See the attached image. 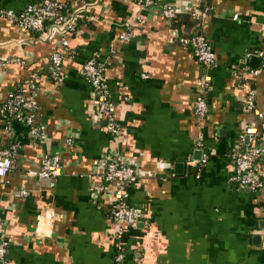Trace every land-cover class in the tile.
Segmentation results:
<instances>
[{
  "label": "crops",
  "instance_id": "0c3cea01",
  "mask_svg": "<svg viewBox=\"0 0 264 264\" xmlns=\"http://www.w3.org/2000/svg\"><path fill=\"white\" fill-rule=\"evenodd\" d=\"M59 1L66 14L83 9L75 31L38 39L5 13L17 15L39 0H0V105L35 71L46 127L43 137L31 138L13 122L5 134L0 113V148L16 144L12 168L0 177V218L8 240L1 264H114L111 233L118 225L108 217L113 202L91 186L101 182L115 146L137 174L126 201L137 219L134 226L120 225L124 264H264V189L247 191L231 178V149L260 143L238 135L256 121L242 111L246 88L255 90V105L264 112V68L255 76L243 72L247 55L264 54V0H158L179 8L171 24L156 4L143 9L140 0ZM204 7L207 14L197 25L214 55L208 68L172 28L187 31L183 20ZM126 29L133 36L119 40ZM54 50L62 53L55 81L45 71ZM88 57L102 65L121 125L116 137L103 130L80 73ZM201 74L209 82L200 122L192 101ZM197 136L201 148L194 145ZM260 139L264 143V132ZM201 150L208 154L203 164ZM45 152L60 158L56 178L38 174ZM21 188L24 195L12 194Z\"/></svg>",
  "mask_w": 264,
  "mask_h": 264
},
{
  "label": "built area",
  "instance_id": "2783aa9c",
  "mask_svg": "<svg viewBox=\"0 0 264 264\" xmlns=\"http://www.w3.org/2000/svg\"><path fill=\"white\" fill-rule=\"evenodd\" d=\"M142 8L156 4L160 14L171 20L180 13L179 8L167 3H159L158 0H140ZM66 4L59 0H39L38 3H28L15 15L12 11H6L5 15L12 21H17L21 28L26 31H36L38 39L48 38L53 33H72L75 31L76 22L81 17V11L66 14L64 9ZM208 11L204 7L201 12L189 13V19L192 27L187 38L194 60L203 68L214 65V55L210 49L203 33L199 30L197 22L202 19ZM139 14L136 19L141 20ZM194 24V25H193ZM133 36L132 31L126 29L119 35V40L127 41ZM178 41L184 44L181 38ZM62 63V53L54 50L50 53L46 76L50 80H57ZM264 68V54L261 56L260 63L256 68H243L250 76L257 75ZM80 73L86 79L89 86V98L93 103L94 112L103 122V130L110 136L116 137L121 130L120 123L114 116V104L110 100L109 86L103 74V68L95 58L88 57L83 61L80 67ZM40 75L32 71L27 78L8 92L6 98L0 105L2 115L1 129L5 134L10 132L11 123H20L26 129L31 138H41L45 135L46 127L40 121V108L37 101L38 88L37 80ZM145 77V74H141ZM209 76L201 74L196 80L198 88L197 95L192 101V111L198 121L204 120L207 113V105L204 99L205 89L208 87ZM244 82L240 83L244 86ZM242 111L251 113L256 117V121L244 126L239 133L238 138L242 139L244 135L254 137L260 129L264 128V112L255 105V90L251 87L246 88L245 98L242 105ZM67 145H71L70 138L65 139ZM194 145L202 147V140L197 136ZM16 151V144H8L0 148V177L5 175L12 168V157ZM233 156L232 179L237 185L247 188L250 191L264 189V164H258L259 160L264 158V143L260 142L247 148L233 147L231 149ZM206 150H201L199 163L203 164L207 159ZM61 172L60 158L57 154L42 153L39 156L38 174L43 178H56ZM101 182L93 184L91 191L100 197H109L113 205L109 209V219L118 225L111 236L115 241L112 261L114 264H124L125 246L121 240V223L135 225L136 215L132 207L126 204L129 197L128 187L136 182L137 174L133 165L126 163L117 149L114 147V153L109 161L104 165L100 172ZM26 193L25 189H15L12 191L14 196H22ZM41 218V217H40ZM39 220V219H38ZM37 220V222H39ZM8 240L3 235V221L0 218V264L6 259ZM66 264H72L70 262Z\"/></svg>",
  "mask_w": 264,
  "mask_h": 264
},
{
  "label": "trees",
  "instance_id": "16d2710c",
  "mask_svg": "<svg viewBox=\"0 0 264 264\" xmlns=\"http://www.w3.org/2000/svg\"><path fill=\"white\" fill-rule=\"evenodd\" d=\"M177 18H178V15H176V16L173 17L171 20H169V21H170V24L173 23V22H175ZM183 21H184V25H185L186 28H187V31H185V32H183V33H179L178 28H177L176 25H172V28H173V30L175 31V35H174V37H176L177 39H178V38H181V39L183 40L184 44L188 47L189 44H188L187 38H188V36H189V32H190V29H191V23H192V22H191V20L189 19V16H188L187 19H184ZM76 23H77V22H76ZM32 32L35 33L36 36L38 35V32H36V31H32ZM189 48H190V47H189ZM263 132H264V128H263V129H260L259 132L257 133V135L254 136V138H256V139L258 140V142H261L260 136H261V133H263ZM111 137H113V136H111ZM242 148H243V147H242Z\"/></svg>",
  "mask_w": 264,
  "mask_h": 264
},
{
  "label": "water",
  "instance_id": "95a60500",
  "mask_svg": "<svg viewBox=\"0 0 264 264\" xmlns=\"http://www.w3.org/2000/svg\"><path fill=\"white\" fill-rule=\"evenodd\" d=\"M259 61H260L259 57L255 56V55H247L244 63L249 68H256L258 66ZM249 138H250V135H244L243 141L245 142ZM245 190L248 191L247 188H245ZM253 239H260V235H254Z\"/></svg>",
  "mask_w": 264,
  "mask_h": 264
}]
</instances>
